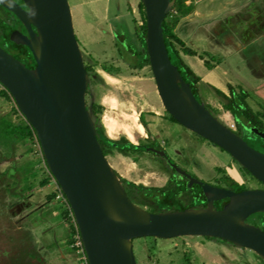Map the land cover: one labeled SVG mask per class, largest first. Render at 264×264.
<instances>
[{
  "label": "water",
  "instance_id": "95a60500",
  "mask_svg": "<svg viewBox=\"0 0 264 264\" xmlns=\"http://www.w3.org/2000/svg\"><path fill=\"white\" fill-rule=\"evenodd\" d=\"M21 1L26 8L16 0H0V4L25 26L27 33L15 30L11 41L27 46L36 66L28 67L0 44V83L37 132L49 170L73 210L89 263L139 264L134 239L144 236L211 237L248 248L264 260L263 222L248 220L264 213L263 188L235 191L201 183L206 206L158 212L128 196L123 177L98 139L91 91V81L98 75L86 68L69 0ZM142 2L147 17L146 50L164 107L183 126L229 152L264 184V152L199 100L194 84L170 57L163 23L175 0ZM125 39L123 43L132 48L129 38ZM253 132L264 139V131L255 128ZM224 199H229L227 207L214 205Z\"/></svg>",
  "mask_w": 264,
  "mask_h": 264
},
{
  "label": "rangeland",
  "instance_id": "374dc122",
  "mask_svg": "<svg viewBox=\"0 0 264 264\" xmlns=\"http://www.w3.org/2000/svg\"><path fill=\"white\" fill-rule=\"evenodd\" d=\"M140 1L69 0L73 12L75 33L84 52L86 65L92 67L94 72L91 73L99 75L96 81L91 82V91L102 109L94 116L98 119L99 124L103 125L108 137H113L111 139L115 140L120 137H128L124 127H129L132 130L134 141L141 139L140 136L144 137L145 134H141L133 127L134 122L130 115L138 114L137 121L141 123L139 118L141 111L156 109L162 112L164 107L151 66L147 65L139 69L123 64L121 56L118 55L117 41L109 32L111 31L110 27L112 30H116L117 26L115 25L121 19L130 32L131 38L135 41L134 29L137 28L136 20L140 14L138 8ZM196 1L194 10L182 18L176 28V33L186 42V45L198 52L195 56L184 55L185 63L196 72L198 77H201L207 71V67L200 58L204 57L203 59L206 60L205 57H208L207 59L212 63H214L213 57L221 58L220 63L224 64L216 74L218 71L221 73V69L225 71L222 75L227 84L225 91L229 92L230 85L239 92L242 89L248 93L249 97L246 102L255 113L264 110V55L261 57L258 54L259 46L253 51L244 50L248 57H253L251 58L253 62L249 64L238 53V51H242L241 38L239 37L242 36L240 32L247 30L244 28L245 24L254 27V35L251 33L244 36L243 43L247 38L255 35L257 41L264 38V31H262L264 29L262 28L264 27V0ZM243 5H245L244 8ZM132 7L135 8L136 13H133ZM256 7L261 8L255 10ZM119 14L122 18L118 19ZM209 16L213 17L212 20H206ZM213 20L212 26L207 28L206 22ZM256 20L258 27L254 26ZM260 26L261 28H259ZM206 29L210 32L215 30L216 40L221 37L218 36L217 30L227 35L228 41L232 44L221 43L218 45L215 42L214 45L211 44V50H222L226 56L212 55V52L206 50L207 45L200 41L203 40L201 33ZM231 30L236 31L232 33ZM261 33H263L262 36ZM202 36L204 37V35ZM261 42L264 45V40ZM120 44L121 52L129 54V43L127 45ZM222 46L226 48L224 49ZM130 58L135 60L134 57ZM130 58L128 57L129 60ZM119 63L122 68L119 75H111L102 67L104 64L113 66V64ZM197 84L199 85V82ZM197 96L199 100L204 103L207 101L214 108V111L211 110L215 115L217 113L222 119L226 117L229 122H233V116L225 110L221 97L218 96L213 86L200 83ZM90 102L91 96L87 95L88 105ZM12 104H14L12 101L7 102L0 98V116L6 117L13 124H18L22 118L10 111L14 106ZM109 118L117 121L112 136L108 134L106 127V121ZM4 130V125L0 124V264H4L5 259L14 258L18 247L25 246L28 241L31 242L30 245L33 244V247L30 250H28L29 246L23 249L27 258L31 255L33 259L39 260L40 258L46 264H78L80 255L68 243L72 238L70 223L73 220L71 217L64 218L62 212L66 209L67 203L62 198L56 196L47 199L48 196H53L54 193L58 194L59 191L53 178L47 173L44 161H41L42 156L37 151V142L32 141L31 138L4 139L6 135ZM183 135L200 139L198 135L186 131ZM245 139L251 144L254 143L253 145H259V142L251 140V138ZM207 145L224 157L220 161V158H217L219 155L208 148L206 163L209 169L227 168L230 154L222 152L221 148L216 147L210 141H207ZM149 155L153 154L149 153ZM13 158L16 163L9 166L7 161ZM148 158L147 155H143L141 159L143 163H140L135 154L123 155L116 149L108 154L110 163L123 176L137 182L142 180L149 185L164 184L167 173L156 170L155 167L147 168L149 163H152ZM146 162L148 164H145ZM228 169L234 173L233 169L229 167ZM247 187L256 188L259 187V183L253 180L248 183ZM248 220L255 222L252 217ZM27 233L28 241L23 237ZM134 252L139 264H182L187 254L193 264H264L263 259L248 248H240L204 236L158 238L156 241H153L151 236L139 237L134 239ZM6 264H10L9 261H6ZM28 264H33L32 260Z\"/></svg>",
  "mask_w": 264,
  "mask_h": 264
},
{
  "label": "flooded vegetation",
  "instance_id": "af4514ba",
  "mask_svg": "<svg viewBox=\"0 0 264 264\" xmlns=\"http://www.w3.org/2000/svg\"><path fill=\"white\" fill-rule=\"evenodd\" d=\"M20 3L24 8H26L25 4L21 0H16ZM1 5V4H0ZM133 12H135V8H133ZM136 13V12H135ZM254 13V11H253ZM252 13V14H253ZM254 16V15H253ZM122 16L119 14V18ZM230 22V21H228ZM240 22V21H239ZM244 27L246 32H240L242 36H238L241 39H244V36L253 33V27L245 24ZM116 30L119 34H116L114 30L110 27L109 31L116 39V43L118 46V55L121 56V62L127 66H131L132 68H139L142 69L147 65L150 64H143L140 65L139 63V56L141 51H143V45L141 43V39L135 31V41L131 38L130 32H128L127 27L124 25L123 21L119 19L118 24H116ZM255 26V25H254ZM251 28V29H250ZM261 28V26L259 27ZM264 28V27H262ZM15 30H18L22 33H27L25 26L19 20V18L12 13H10L5 7L2 5L0 6V44L9 52L14 54L17 58L21 59L26 63V65L30 68L36 66V61L32 55L30 49L22 44H18L16 42L11 41V34ZM264 30V29H262ZM6 31L9 34H6ZM232 33L236 30H231ZM238 35V32H236ZM129 38L131 41L132 48H128L129 54H123L120 50V43L126 40L124 37ZM254 34V33H253ZM255 38H252L250 42H246L248 45V50L253 51L256 47L260 46L264 48L263 42L255 41ZM245 43V42H244ZM134 47V48H133ZM127 50V48H125ZM128 57H134L135 60ZM113 69L115 73H109L111 75H119L120 70H122L120 63L113 64ZM107 72V71H106ZM195 79L193 78V81ZM92 82V81H91ZM194 90L197 94L199 90L198 80L194 81ZM232 85H230L231 87ZM215 86H213L214 88ZM218 88V87H216ZM220 89V88H218ZM227 97L219 94L218 96L221 97V102L223 103V107L225 108V103L228 100L232 99L231 89L229 92L220 89ZM88 95V94H87ZM247 96L246 99H248ZM223 99H225L223 101ZM207 103V101H205ZM205 103V104H206ZM247 103V102H246ZM208 104V103H207ZM206 104V105H207ZM209 105V104H208ZM248 106L252 109V107L248 104ZM209 108L214 111V108L209 105ZM232 116L233 122H225L217 113V117H219L226 125H228L231 129H234L238 134H240L244 138H251L256 142H259V145H253L254 143H249L254 148L264 152V139L257 136L253 130L255 128L259 129L260 131H264V110L258 111L262 113L261 121L259 126L255 125V122L250 119L246 118L238 113H233L231 110L226 109ZM253 110V109H252ZM143 114V119H142ZM236 115L239 117L237 118ZM173 115L163 107V111H158L156 109H149L147 111L140 112V120L141 124L144 126L145 135L138 139L137 141L129 140L128 137H120L119 139H111L101 145L105 155L108 158V154L110 151L118 150L123 155L127 154H135V157L138 156L139 162L141 161L142 156H148L151 160V164L149 163L148 167H155L156 170H162L167 173V178L162 185H149L146 184L144 181L137 182L135 180H131L126 176H123L119 171L114 167V169L123 177V183L126 188L128 196L137 204L142 206L143 208L154 212V211H167V210H177V209H184L188 207H203L208 204L207 195L202 187L201 183H208L214 187L219 188H227L235 191H242L245 189H257L263 188L264 184L258 180L251 172L243 168L235 158H233L230 154V159L227 160V168L223 167H214L209 169L206 163V153L208 151V145L205 137L197 134L196 132L192 131L191 129L183 126L179 123L176 119H173ZM157 132H156V131ZM184 131L189 133H194L198 135L196 139L193 137H184ZM212 143V142H211ZM216 147L221 148L220 146L214 144ZM211 148V147H210ZM209 148V149H210ZM152 149L158 150L160 153L153 151ZM213 153H217L210 149ZM222 152H227L226 150L222 149ZM152 153L153 155H149ZM163 153V154H162ZM220 158L219 160L222 161L224 157L217 153ZM109 160V159H108ZM16 163L15 159H8L7 164L14 165ZM145 164H148L147 162ZM113 165V164H112ZM229 168L234 170V173L229 171ZM214 170V171H213ZM155 171V170H153ZM3 175V174H2ZM1 178V176H0ZM256 180L259 183V187L252 188L247 187L248 183ZM247 185V186H246ZM214 205L217 208H224L229 205V199L224 200H216ZM255 222H259L260 220L263 222V229H264V213H259L251 216ZM250 218V217H249ZM248 218V219H249ZM28 233L23 236L26 241H28L29 237ZM31 241V240H30ZM31 242L25 246H19L17 249L16 256L14 258L5 259L10 264H28L30 260L32 263L38 264H46L44 260L41 259H33L31 255L27 258V254L23 250L25 247L29 246L28 250L32 249L33 244L30 245ZM44 248V247H43ZM36 260V262H33ZM42 262V263H41Z\"/></svg>",
  "mask_w": 264,
  "mask_h": 264
},
{
  "label": "trees",
  "instance_id": "16d2710c",
  "mask_svg": "<svg viewBox=\"0 0 264 264\" xmlns=\"http://www.w3.org/2000/svg\"><path fill=\"white\" fill-rule=\"evenodd\" d=\"M194 4H195L194 0H190V2H188V0H175V3L172 7V10L168 13V15H167V17L163 23L164 33H165L166 39L168 41V50H169L170 57L174 63L179 65L180 69L182 70L183 76L185 78H189V80L192 83L195 80L196 81L199 80L200 78L185 63L183 56L184 55H197L198 52H197V50L193 49L192 47L186 45V42L176 33V28H177L180 20L182 18L186 17L187 15H189L194 10V8H195ZM138 8H139L140 14L138 16V19L136 20V24H137L136 32L138 33V35L141 39V43L143 45V51H141L140 56H139V58H140L139 63H140V65H143L145 63L150 64L149 55H148V52L146 50V44H145V36H146V29H147V17H146L145 6H144V3L142 2V0L140 1ZM257 9L260 10V8H257ZM131 10H132V8H131ZM133 13H135V12H133ZM140 22H142V24ZM257 22H258L257 20L254 21V25H256L258 27ZM262 31H264V30H262ZM253 33H254V31H253ZM6 34L8 35L9 32L6 31ZM202 58H204V57H202ZM212 59H213L214 63H212V61L209 59L205 60V63L209 69L212 68L215 64H219L222 61L221 58L217 59V58L213 57ZM215 61H217V62H215ZM102 67L105 71H107L109 73H115L113 66H109V65L104 64ZM86 68L90 73L94 72L92 70V67H90L89 65H86ZM193 78L195 79L194 81H193ZM92 81H96V79H92ZM214 88L216 89V91L219 94L223 95L224 97H227L220 89H218L216 87H214ZM230 89H231L230 91L232 93V99L228 100L225 103V108L231 110L233 113H238L239 115H242L246 118L252 119L255 122V125L259 126L258 123H260L261 116H263V115H262V113H259V112L255 113L248 106V104L246 103V98L248 96V93L242 89L239 92L233 86H231ZM0 98H2L3 100H5L7 102H11L14 100L10 91L1 84H0ZM101 109H102V106L98 105L97 99H95V101L93 103V113L95 115H97V113L100 112ZM10 111L13 112L16 116L21 117L22 121L19 122L18 124H16V123L13 124V123H11V121L7 120L6 117L0 116V124L2 126L4 125V128H5L4 131L6 133L4 139H10L12 137H14V138L16 137V138H19V140H23V139H27V138H31L32 141H35V139L37 140L36 130L30 124V122L24 116H22L20 111L18 109H16L15 106H12ZM141 117L143 119V114ZM236 117L239 118L237 115H236ZM172 118L175 119L174 117H172ZM7 137H9V138H7ZM98 139H99L101 145H104V143H106L107 141L110 140L108 135L106 134L105 129H104L102 124H99ZM38 144H37L38 145L37 151L40 152V154L42 156L41 161L42 162L44 161L46 171H47V173H49L50 170H49V167L46 163V159L43 155V152L41 150V146H40L39 141H38ZM49 175L51 178L54 177L51 172ZM59 187H60V185H59ZM63 195H64V198H65L66 203L68 205L66 207V209L62 212L64 218L66 217L67 219H69L71 217L70 214L73 215V217H71V218H75L73 210L71 208V205H70L66 195L64 194V192H63ZM56 196H57V193H54L53 196L52 195L48 196L47 199L49 200L50 198L56 197ZM154 212H157V211H154ZM77 225L74 224L73 222L70 223L72 238H70V240L68 241L69 245H72V243L74 242L76 231H77V229H79V226L76 227ZM147 237H149V236H147ZM151 237H152L153 241L154 240L156 241L158 239V237H154V236H151ZM208 238H211V237H208ZM182 264H193V262L190 259V256H188V254L186 256L185 261H183Z\"/></svg>",
  "mask_w": 264,
  "mask_h": 264
},
{
  "label": "crops",
  "instance_id": "0c3cea01",
  "mask_svg": "<svg viewBox=\"0 0 264 264\" xmlns=\"http://www.w3.org/2000/svg\"><path fill=\"white\" fill-rule=\"evenodd\" d=\"M196 0H194V3H196V2H198V1H196ZM248 6H250V4H247ZM246 5V6H247ZM244 6L245 5H243V8H244ZM257 8H259V7H256V9L255 10H258ZM261 8V7H260ZM254 10V11H255ZM136 12V11H135ZM207 12V11H206ZM210 12V11H209ZM212 16H209L206 20H212ZM213 22H214V20L213 21H211V22H206V24H205V26H207V28H209V27H211L212 26V24H213ZM206 31V32H205ZM207 31H209L208 29H206V30H204L201 34L202 35H204V37L201 35V39H203V40H200V41H202L205 45H207L206 46V50L208 51H210V52H212V55H223V56H226L225 54H224V52L222 51V50H216V49H213V50H211V48H212V46H211V44H213L214 45V42H215V44H221V43H223L224 45L225 44H227V43H230V44H232V42H229L228 41V38H227V35L226 34H223V32H220L219 30H217L218 31V36H221L219 39L221 40V42H219L220 40L219 39H217L216 40V35H214L215 34V30H213V31H209V35L207 34ZM262 32V31H261ZM200 33V32H199ZM263 35V33H261V36ZM225 37H226V39H225ZM255 37V36H254ZM254 37H251V38H247V40H246V42H250L251 41V39L252 38H254ZM257 37H255V39H256ZM214 41H213V40ZM264 39V38H263ZM241 40V45H240V47H241V52L240 51H238V53L240 54V55H242V57L245 59V61H247L249 64H251L252 62H253V60L251 59V58H253V57H248L244 52L245 51H247V49H248V45H246V42L245 43H243V40H245V39H240ZM258 39H256L255 41H257ZM262 40V39H261ZM261 40H259V41H261ZM233 45H235V43H233ZM239 46V45H238ZM237 46V47H238ZM233 47H236V46H233ZM260 47V46H259ZM222 48H226L225 46H222ZM245 50V51H244ZM258 54L259 55H261V57H262V55H264V48L263 47H260V49L258 50ZM195 56V55H194ZM208 58V57H207ZM207 58L205 57V59L207 60ZM204 63H205V60L203 59V58H200ZM206 64V63H205ZM222 64H224V63H219V64H215L212 68H208L207 67V65H206V67H207V71L206 72H204L202 75H201V77H199L200 79H199V85H200V83H205V84H209V85H211V86H215V87H218V88H220V89H222V90H224L225 91V89H226V87H227V84H226V82H224L225 80H223V77H222V75L225 73V71L223 70V69H221V73L218 71V73L216 74V72H217V70L218 69H220L223 65ZM234 64V63H233ZM258 66H260V65H258ZM262 66V65H261ZM262 70V69H261ZM262 72V71H261ZM195 74H196V72H195ZM260 74V73H259ZM197 75V74H196ZM264 76V75H263Z\"/></svg>",
  "mask_w": 264,
  "mask_h": 264
},
{
  "label": "built area",
  "instance_id": "2783aa9c",
  "mask_svg": "<svg viewBox=\"0 0 264 264\" xmlns=\"http://www.w3.org/2000/svg\"><path fill=\"white\" fill-rule=\"evenodd\" d=\"M140 23L142 24V22H140ZM12 102L14 103L13 105L16 107V109H18L20 111V113L22 114V112L19 109V107H18L17 103L15 102V100H13ZM22 116H24V115L22 114ZM35 141L38 144V141L36 139H35ZM49 174H50V172H49ZM53 180L56 183V185L58 186V191L59 192L57 194V197L58 198H62L66 202V200L64 198V195H63V192H62V189L59 187L58 182L56 181V179L54 177H53ZM70 216L73 217V215H71V214H70ZM72 220H73V223L77 225L76 219L75 218H72ZM76 227H78V225ZM71 247L73 249H75V251L80 255L79 256L80 258H79V263L78 264H90L89 263V260H88V257H87V254H86V251H85L84 243H83V240H82V237H81V234H80V230L79 229H77V231H76L75 238H74V242L72 243Z\"/></svg>",
  "mask_w": 264,
  "mask_h": 264
},
{
  "label": "bare ground",
  "instance_id": "6f19581e",
  "mask_svg": "<svg viewBox=\"0 0 264 264\" xmlns=\"http://www.w3.org/2000/svg\"><path fill=\"white\" fill-rule=\"evenodd\" d=\"M113 106V105H112ZM229 114V113H228ZM138 115V114H137ZM136 114H133V115H130V117L132 118V121L134 122L133 123V127L135 128V129H137L141 134H144V126L139 122L138 123V121H137V119H138V116H137ZM128 118V117H127ZM223 120L225 121V122H228V119L226 118V117H224L223 118ZM123 124V123H122ZM121 124V125H122ZM127 124V123H126ZM116 125H117V121H116V119H113V118H109V119H107V121H106V127L108 128V134L110 135V136H112V135H114L113 134V132H114V130L116 129ZM121 127V126H120ZM132 127V126H131ZM125 128V132H126V134L128 135V137H129V140L131 139L132 141H134V134H133V132H132V130L129 128V127H124ZM118 131V130H117ZM146 134V133H145ZM111 138H113V137H111ZM136 141V140H135Z\"/></svg>",
  "mask_w": 264,
  "mask_h": 264
},
{
  "label": "clouds",
  "instance_id": "9594fccd",
  "mask_svg": "<svg viewBox=\"0 0 264 264\" xmlns=\"http://www.w3.org/2000/svg\"><path fill=\"white\" fill-rule=\"evenodd\" d=\"M1 84V83H0ZM2 85V84H1ZM5 87V86H4ZM15 100V99H14ZM16 102V101H15ZM19 107V106H18ZM20 109V108H19ZM23 114V113H22ZM26 118V117H25ZM27 119V118H26ZM31 124V123H30ZM37 133V132H36ZM37 140L39 141L38 137ZM39 145V144H38ZM42 150V149H41ZM43 152V151H42ZM44 155V154H43Z\"/></svg>",
  "mask_w": 264,
  "mask_h": 264
}]
</instances>
